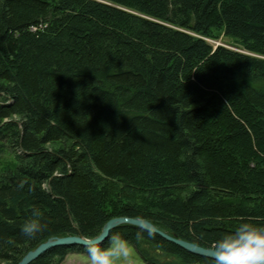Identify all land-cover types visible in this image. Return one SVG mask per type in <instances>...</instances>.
Returning a JSON list of instances; mask_svg holds the SVG:
<instances>
[{
	"label": "trees",
	"instance_id": "obj_1",
	"mask_svg": "<svg viewBox=\"0 0 264 264\" xmlns=\"http://www.w3.org/2000/svg\"><path fill=\"white\" fill-rule=\"evenodd\" d=\"M114 217L208 249L264 224V0H0V264ZM116 232L146 264L214 260Z\"/></svg>",
	"mask_w": 264,
	"mask_h": 264
},
{
	"label": "clouds",
	"instance_id": "obj_2",
	"mask_svg": "<svg viewBox=\"0 0 264 264\" xmlns=\"http://www.w3.org/2000/svg\"><path fill=\"white\" fill-rule=\"evenodd\" d=\"M45 227L39 212L34 211L21 231L32 237ZM84 247L87 264H137L132 243L119 232L110 234L107 244L102 243V238L91 237L84 241ZM212 247V264H264V224L242 221L216 239Z\"/></svg>",
	"mask_w": 264,
	"mask_h": 264
},
{
	"label": "water",
	"instance_id": "obj_3",
	"mask_svg": "<svg viewBox=\"0 0 264 264\" xmlns=\"http://www.w3.org/2000/svg\"><path fill=\"white\" fill-rule=\"evenodd\" d=\"M127 223L132 224L136 226H141L145 229L152 230L164 238L175 242L176 244L186 248L187 250L209 256L214 258V250L201 247L199 245H196L194 243L188 242L186 240H183L181 238H178L176 236H171L168 233L160 230L157 228L152 222L144 219L139 218H129V217H114L110 219L103 227L101 233L95 237L102 238V243L108 238L110 232L119 226L120 224ZM89 240V238L83 236V235H67V236H57L54 238H50L47 241L42 242L40 245H38L35 249L30 250L28 253H26L22 259L19 261L18 264H29L32 260L40 256L43 252L48 250L49 248L57 245H82L84 246V241Z\"/></svg>",
	"mask_w": 264,
	"mask_h": 264
},
{
	"label": "rangeland",
	"instance_id": "obj_4",
	"mask_svg": "<svg viewBox=\"0 0 264 264\" xmlns=\"http://www.w3.org/2000/svg\"><path fill=\"white\" fill-rule=\"evenodd\" d=\"M210 41L213 44H218V43L220 44V43H222V41L229 42L230 40L228 38H224V39L221 38L217 41H215V40H210ZM135 252H136L137 264H146L141 259V257L137 253L136 249H135ZM87 262H88V254L87 253L70 252L61 264H87Z\"/></svg>",
	"mask_w": 264,
	"mask_h": 264
}]
</instances>
